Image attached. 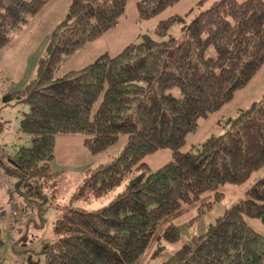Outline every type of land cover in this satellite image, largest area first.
Here are the masks:
<instances>
[{
  "label": "trees",
  "instance_id": "trees-1",
  "mask_svg": "<svg viewBox=\"0 0 264 264\" xmlns=\"http://www.w3.org/2000/svg\"><path fill=\"white\" fill-rule=\"evenodd\" d=\"M49 1L0 0V49ZM128 1L72 0L32 77L2 96L4 104L19 106L12 140H0V192L8 196L0 212L13 202L19 210L1 224L13 240L25 222L14 226L13 218L27 208L29 225L40 226L45 190L59 185L50 165L57 136H84L92 154L127 137L119 154L89 168L68 204L54 209L55 238L43 244L45 264H146L180 241L184 216L200 217L221 200L226 184L242 185L264 168V95L220 117L221 132L183 150L201 120L264 66V0H198L119 53L57 72L114 28ZM181 1L136 0L138 20ZM175 25L178 35L171 33ZM160 149H170L172 157L153 170L145 157ZM80 200L100 205L89 208ZM247 218L264 224V176L160 264H264V232Z\"/></svg>",
  "mask_w": 264,
  "mask_h": 264
},
{
  "label": "rangeland",
  "instance_id": "rangeland-1",
  "mask_svg": "<svg viewBox=\"0 0 264 264\" xmlns=\"http://www.w3.org/2000/svg\"><path fill=\"white\" fill-rule=\"evenodd\" d=\"M72 0H50L45 7L20 30L13 39L0 49V68L3 77L8 81L0 83V140L11 141L16 130V110L18 104H4L2 96L4 90H18L25 86L32 77L38 60L46 53L51 35L56 25L62 21ZM198 0H182L180 3L167 8L161 14L144 20H138L136 0H129L125 13L119 23L97 40L88 42L68 57L59 67L60 74L80 69L94 61L104 53L115 55L125 46L139 40L140 36L154 30L158 21L175 14H185ZM243 1V0H238ZM211 0L207 2L209 5ZM171 33L178 35L180 25H175ZM264 95V66L254 75L250 82L235 93L234 98L227 102L219 111L201 120L197 131L187 137V144L183 150L189 148L192 143H202L211 134L221 132L217 119L224 116L235 115L239 107H248L253 101L259 100ZM4 127V129H3ZM82 135H59L55 141V157L50 165L51 169L60 175L59 185L55 191L50 188L45 190L48 200L41 203L42 213H37L38 225L27 221L33 213L23 209V214L13 218L12 225L18 226V221L24 219L23 233L11 239L7 233V226L2 225L4 234L7 235L0 241V264H45L43 244L55 238L54 234V209L66 206L72 194L82 183L85 172L116 154H119L127 140L121 136L119 141L110 149L98 154L90 153L83 144ZM170 149H160L147 155L145 161L151 169L156 170L167 163L172 155ZM264 176V168L253 173L250 179L242 185L226 184L223 187L224 195L212 208L195 219L191 215L184 216L180 221L181 239L173 245H166L161 256L150 259L146 264H160L170 253L188 241L193 235L200 234L212 223L225 209L237 202L245 194V191L259 177ZM1 177V176H0ZM19 204V201H17ZM80 205L89 208L98 207L97 202L80 200ZM19 207L23 208L19 204ZM8 208V207H7ZM47 212V213H46ZM29 215V216H28ZM40 221V223H39ZM250 226L256 231L264 232V224L258 218H247ZM7 233V234H6ZM4 235V236H5Z\"/></svg>",
  "mask_w": 264,
  "mask_h": 264
},
{
  "label": "built area",
  "instance_id": "built-area-1",
  "mask_svg": "<svg viewBox=\"0 0 264 264\" xmlns=\"http://www.w3.org/2000/svg\"><path fill=\"white\" fill-rule=\"evenodd\" d=\"M1 185V182H0ZM19 210L17 205L13 202L10 204L9 209L7 211L0 212V226L2 221L10 219L11 217H15L18 214Z\"/></svg>",
  "mask_w": 264,
  "mask_h": 264
},
{
  "label": "crops",
  "instance_id": "crops-1",
  "mask_svg": "<svg viewBox=\"0 0 264 264\" xmlns=\"http://www.w3.org/2000/svg\"><path fill=\"white\" fill-rule=\"evenodd\" d=\"M219 119V118H218ZM217 119V120H218ZM217 123V122H216ZM215 123V124H216ZM7 202H8V196L5 195L2 191L0 192V210H5L7 207ZM4 206V209L2 208ZM7 234V233H6ZM4 234V231L2 230L0 232V241L3 240L7 235Z\"/></svg>",
  "mask_w": 264,
  "mask_h": 264
}]
</instances>
